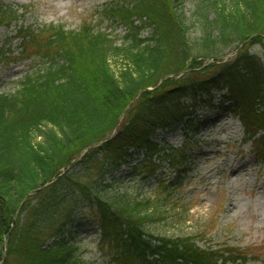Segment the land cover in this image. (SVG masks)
I'll return each mask as SVG.
<instances>
[{
  "label": "trees",
  "instance_id": "obj_1",
  "mask_svg": "<svg viewBox=\"0 0 264 264\" xmlns=\"http://www.w3.org/2000/svg\"><path fill=\"white\" fill-rule=\"evenodd\" d=\"M185 2L109 4L100 24L126 27L120 45L91 23L78 31L21 28V54L45 67L14 94L0 95V264H79L62 236L81 207L95 211L94 223L113 251L111 264L247 262L227 246L201 249L195 237L149 232L148 223L163 220L150 201L102 197L107 187L101 181L128 164L132 150L146 157L132 168L135 175L143 169L145 179L153 178L161 153L176 170L177 152L153 139L181 127L198 133L199 107L238 118L246 141L264 156V62L251 53L264 47V0H198L195 23L205 46L219 44L220 56L232 45L237 50L233 61L206 67L185 15L178 14ZM15 15L0 7V26H10ZM93 170L99 182L90 179Z\"/></svg>",
  "mask_w": 264,
  "mask_h": 264
},
{
  "label": "rangeland",
  "instance_id": "obj_2",
  "mask_svg": "<svg viewBox=\"0 0 264 264\" xmlns=\"http://www.w3.org/2000/svg\"><path fill=\"white\" fill-rule=\"evenodd\" d=\"M117 1L0 0V7L16 12L10 26H0V95L14 94L25 77H34L45 67L43 60L25 59L21 54V28L37 31L62 25L66 30L78 31L83 24L91 23L116 38L120 45L127 34L126 27L108 21L100 24L102 10ZM197 2L186 0L184 7L178 9L190 27L195 54L206 59L204 67L233 61L236 45L223 50L222 56L219 44L205 46L195 23ZM148 33L149 30L144 35ZM251 53L264 62L263 46H254ZM114 70L117 71L115 66ZM218 98L216 95V102ZM198 116L201 121L198 133L181 127L158 132L153 139L161 148L177 152V161L173 162L179 163L176 170L171 159L161 153L154 159L158 170L153 178L145 179L148 173L143 169L140 175H135L132 168L146 157L145 151L132 150L128 164L101 181L107 187L102 197L110 200L113 196L128 195L136 201H150L151 210L158 209L163 217L146 225L154 235L195 237L201 249L227 246L247 256L246 263L240 260L234 264H264V156L257 153L255 144L246 141L245 128L238 118L200 107ZM76 164L68 170L70 173ZM90 179L99 182L96 170ZM165 185L170 186L167 192L161 190ZM73 217L62 239L74 246L79 264H111L113 251L94 223L95 211L81 207L73 212Z\"/></svg>",
  "mask_w": 264,
  "mask_h": 264
}]
</instances>
